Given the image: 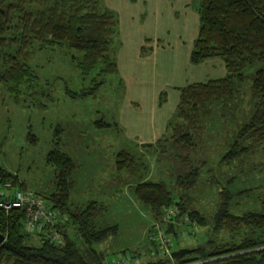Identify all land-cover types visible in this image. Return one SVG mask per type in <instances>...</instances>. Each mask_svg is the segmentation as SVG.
<instances>
[{
  "label": "trees",
  "instance_id": "obj_1",
  "mask_svg": "<svg viewBox=\"0 0 264 264\" xmlns=\"http://www.w3.org/2000/svg\"><path fill=\"white\" fill-rule=\"evenodd\" d=\"M195 11L198 30L189 62L196 65L219 59L225 75L180 88L174 111L161 136L152 144L140 146L162 157L170 154L187 170L175 175L170 189L162 181L143 180L145 165L142 168L139 156L130 152L116 154L115 169H125L134 175L141 167L143 175L136 176L138 181L130 192L153 220H160L165 209L173 208L172 222L163 225L171 241V253L172 241L177 244L180 238L174 222L185 218L187 225L207 226L206 218L190 209L187 203L190 199L187 193L196 185L199 169L207 163L203 159L213 156L206 132L216 128L212 138L223 143L222 137L216 135L217 130L233 129L234 123L228 117H234L235 109L245 100L246 121L234 130L221 152L213 156L214 162L207 171L209 184L216 187L219 198L210 218V231L235 234L240 227H245L251 235L239 242L199 243L191 253L175 259L170 255H153L150 256L153 259L140 262L139 255L123 256L121 259L126 264H264V249H260L264 247V213L233 214L230 179L224 180L220 175L222 165L241 161L256 145L264 143V0H199ZM118 44L117 15L102 0H0V60L6 66L0 72V86L15 96H46V87L52 88L54 81L48 76L52 71L57 73L58 60L63 62L67 82H76L82 87L88 83L95 90L106 81H115L122 90L115 60ZM147 52L144 48L140 50L141 56ZM48 65L50 72H47ZM84 89L76 96L92 94ZM163 101L161 95L158 104ZM58 131L56 128L55 132ZM27 139L35 141L31 134ZM54 145L47 152L45 162L54 168L56 189L45 196L37 195L48 208L67 216L66 223L72 234L66 233L63 224L61 241L50 242L41 234L24 231L19 209L7 213L0 209V264H116L121 259L105 261V253L96 246L115 238L118 227L99 221L104 213L102 205L69 202L72 160L61 152L58 143ZM181 149H186L187 154ZM198 160L203 162L197 167ZM5 183L9 186L4 190L10 192L27 190L14 174L0 165V187ZM175 191L179 193L174 195ZM34 239L37 244H33Z\"/></svg>",
  "mask_w": 264,
  "mask_h": 264
},
{
  "label": "rangeland",
  "instance_id": "obj_2",
  "mask_svg": "<svg viewBox=\"0 0 264 264\" xmlns=\"http://www.w3.org/2000/svg\"><path fill=\"white\" fill-rule=\"evenodd\" d=\"M49 67L48 65L47 72L51 71ZM5 68L0 60V72ZM64 68L63 62L58 60L57 73L52 71L51 76H48L54 80L52 88L47 86V95L39 98L15 96L0 86V165L14 174L27 190L41 196L48 195L56 189V179L54 168L45 162V156L55 146L54 142L58 143L61 152L72 160L69 202H96L102 205L104 213L99 221L118 227L115 238H109L96 246L97 250L105 253V261L112 262L123 256L139 255V261L142 262L153 259L150 257L153 255H166L161 249H157L158 241L154 239V235L158 230L168 238L163 225L172 222L174 212L169 221L164 220L163 216L158 221L153 220L134 200L130 191L138 181L137 175H143L141 167L144 165L142 170L146 174L143 175V180L162 181L170 189L173 188L171 182L175 175L185 172L187 167L180 166L178 160L175 161L170 154L162 157L154 150H143L140 147L142 144L130 143L123 138L117 127L123 89L115 81H106L101 87L91 90L88 83H83L82 87V84L67 82ZM81 89L92 94L76 96L81 93ZM247 112L248 105L244 100L235 109L234 117H228L234 123L233 129L217 130L216 135L222 137L223 143H219L218 138H212L216 128H210L206 132L213 156L221 152L226 141L232 138L234 130L246 121ZM99 123L104 125L97 126ZM56 128L59 129L57 133ZM28 134L33 135L35 141H29ZM181 150L183 154H187L186 149ZM120 151L139 156L143 162L139 172L132 175L125 169H115V157ZM213 156L209 160L203 159L207 163L199 169L196 185L187 193L190 198L187 199L188 206L206 218L207 226L201 228L193 223L187 225L185 218L174 222L178 225L180 238L177 244L172 241L171 252L180 248H192L199 243L206 245L209 241L217 244L239 242L251 235L245 227H240L235 234L224 230L210 231V218L219 202L218 190L209 184L207 171L214 162ZM202 162L196 161L195 166H200ZM220 175L224 180L230 179L229 186L234 195L230 211L233 214L240 215L246 211L264 213V143L256 145L251 154L241 161L222 165ZM178 193L175 191L174 195ZM60 218L65 222L66 233L72 234L66 223L67 216L61 214ZM148 235L156 242L150 240ZM168 241L171 242L169 239ZM33 244H37V240L34 239Z\"/></svg>",
  "mask_w": 264,
  "mask_h": 264
},
{
  "label": "crops",
  "instance_id": "obj_3",
  "mask_svg": "<svg viewBox=\"0 0 264 264\" xmlns=\"http://www.w3.org/2000/svg\"><path fill=\"white\" fill-rule=\"evenodd\" d=\"M198 2L102 0L117 15L115 60L123 87L117 127L126 141L154 142L174 111L180 88L225 75L219 59L189 62L198 30ZM142 48L148 50L144 56ZM161 95L164 101L158 104Z\"/></svg>",
  "mask_w": 264,
  "mask_h": 264
},
{
  "label": "built area",
  "instance_id": "obj_4",
  "mask_svg": "<svg viewBox=\"0 0 264 264\" xmlns=\"http://www.w3.org/2000/svg\"><path fill=\"white\" fill-rule=\"evenodd\" d=\"M8 184L0 187V209L7 213L11 209H19L22 212V228L31 234H41L50 242L59 243L62 239V225L64 224L60 214L47 207L45 201L37 194L29 190H4ZM173 208L165 209L163 212L164 220L169 221L173 214ZM150 240H153L149 237ZM154 239H157L158 248L161 252L170 255V242L168 238L162 236L156 230ZM153 255V254H152ZM126 260L121 259L116 264H125Z\"/></svg>",
  "mask_w": 264,
  "mask_h": 264
},
{
  "label": "water",
  "instance_id": "obj_5",
  "mask_svg": "<svg viewBox=\"0 0 264 264\" xmlns=\"http://www.w3.org/2000/svg\"><path fill=\"white\" fill-rule=\"evenodd\" d=\"M2 241V236L0 235V242ZM194 250V247L192 248H180L178 250H175L173 252L170 253V258L171 259H175L179 256H182V255H186V254H189L191 253L192 251ZM211 261V260H210Z\"/></svg>",
  "mask_w": 264,
  "mask_h": 264
}]
</instances>
